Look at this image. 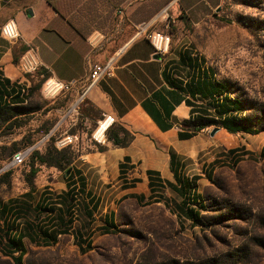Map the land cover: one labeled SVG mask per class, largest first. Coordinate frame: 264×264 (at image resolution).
Segmentation results:
<instances>
[{
  "label": "rangeland",
  "instance_id": "374dc122",
  "mask_svg": "<svg viewBox=\"0 0 264 264\" xmlns=\"http://www.w3.org/2000/svg\"><path fill=\"white\" fill-rule=\"evenodd\" d=\"M164 10L173 17H164L156 32H148L167 40L161 53L170 76L182 84L196 75L217 84L213 96L194 97L193 104L201 108L193 116L213 115L211 108L222 104L257 132L228 133L211 125L192 137L182 164L188 178L198 177V195L189 200L196 218L178 206L181 197L168 187L155 188L149 196L139 183L132 192L144 190L141 197L124 194L123 186L133 176L118 175L109 166L104 174L89 169L90 196L74 191L72 208L63 205L58 219L56 194L63 172L37 164L33 152L43 153L48 144L64 146L56 142L67 141L61 136L67 127L78 132L76 142L68 143L76 153L82 145L88 151L102 149L105 130L96 135L94 121L100 115L86 99L77 100L74 89L49 86L46 75L34 74L23 95L30 112L19 117L20 125L0 123V202H23L26 191L31 193L26 202L43 197L44 204L49 198L54 222L34 213L27 219L47 227L55 238L43 242L34 234L28 240L21 216L16 221L24 236L19 264H264V0H165L159 18ZM63 112L69 119L56 129ZM83 115L91 121L78 126ZM214 126L218 129L209 135ZM47 128L53 133L49 140ZM30 147L31 155L22 163L2 169L15 152ZM229 148L234 152L227 153ZM60 228L65 233H57ZM0 264H17L1 245Z\"/></svg>",
  "mask_w": 264,
  "mask_h": 264
},
{
  "label": "crops",
  "instance_id": "0c3cea01",
  "mask_svg": "<svg viewBox=\"0 0 264 264\" xmlns=\"http://www.w3.org/2000/svg\"><path fill=\"white\" fill-rule=\"evenodd\" d=\"M164 4L165 0H0V27L12 22L17 34L14 38L0 34V86L4 80L28 86L34 74H46L45 80L50 82L70 84L77 100L86 99L98 111L101 119L94 121L97 126L103 123L105 130L118 125L132 134L125 146L106 139L101 150L88 151L82 145L71 167L85 177L89 169L104 174L112 166L116 174L132 175L136 180L123 186L124 194L139 197L144 190L132 192L139 183L150 193L149 179L162 185L173 181L169 150L182 163L183 155L191 151L192 137L208 127L189 138L177 136L186 128L183 120L195 112L185 102L192 101L188 93L165 77L166 57L154 49L148 37V31L156 32L154 28L164 17L174 15L166 13L159 18ZM23 58H29L36 70L22 72L18 64ZM108 60L113 68L111 76L90 84L91 65L102 66ZM3 97L1 93L0 102H4ZM69 116L64 112L58 116L55 128L67 123ZM79 121L78 126L91 119L83 115ZM68 128L62 130V138L69 135L76 142L78 132L75 128L68 132ZM183 168L181 173L186 176ZM63 179L57 194L66 189L64 175ZM85 190L90 196L88 188Z\"/></svg>",
  "mask_w": 264,
  "mask_h": 264
},
{
  "label": "trees",
  "instance_id": "16d2710c",
  "mask_svg": "<svg viewBox=\"0 0 264 264\" xmlns=\"http://www.w3.org/2000/svg\"><path fill=\"white\" fill-rule=\"evenodd\" d=\"M165 77L168 79L170 83H172L179 90L185 91L188 93L189 97L192 101L185 100L186 103L191 105V112H195V114L199 113L195 109L201 108L200 106H195L193 104L194 97L196 95H214V91H216V82L212 80H208L205 76H194L190 77L188 82L182 84L180 81L172 78L167 71L166 63H165ZM46 74H43V77ZM42 77V78H43ZM21 86L17 82H9L8 80H4L3 84L0 86V96L1 93L4 94L3 101L0 102V123H8V125H20L21 122L19 117L25 115L30 112V110L25 106L24 103V91L21 92ZM27 89V88H26ZM25 89V90H26ZM211 102L217 101L210 99ZM222 101V99L220 98ZM213 111V115L206 113L204 116H196L193 115L189 117L187 120H183V124L186 128L182 132H178V138L184 139L191 137L196 131H198L202 127H207L211 125H219L221 128L225 129L230 133L236 132H245V133H256L258 128H254L247 124V121L242 116H236L234 114H230L231 109L222 104H217L215 107L211 108ZM208 111L209 108H206ZM115 126V129L112 127ZM109 126L105 129V139L110 141L113 145L117 146H125L127 145L131 139L132 134L127 132L124 128L118 125ZM51 131L47 128L44 134H48ZM53 133L51 132L46 139H51ZM101 148H98L100 150ZM235 148H230L227 150V153L234 152ZM29 152L27 158L31 155ZM169 169L172 173L173 181H164L163 184L159 182H152L150 179L147 183L149 188V196H152V192L155 191V188L159 187H168L172 191L176 192L180 197L179 207L184 206L186 214L193 218L197 217L196 212L189 207V200H193L197 197L196 184L195 180L198 178L197 176H193V178H188L181 173V169L183 164L177 158V155L169 150ZM77 153L68 145H64L61 148H56L53 144H48L43 153L37 152L35 150L32 154L34 161L41 165L51 166L63 172L65 176V185L66 189L56 195V199L58 200L57 204L59 207L55 210L57 211V218L60 219L63 212V205L65 207L72 208V202H74V191L79 194H83V196L87 197L89 195L86 189V181L84 175L78 168L71 167L73 159L76 157ZM69 168V170H68ZM33 172V171H32ZM148 173V172H147ZM136 181V180H132ZM31 193L29 191L22 193L21 199L23 202H19L16 199H8L6 203L0 202V245L5 248V252L7 255H10V258L13 262L19 264L20 257L24 253V248L22 246L21 237L22 234L18 230L16 219H19L21 216H24L23 219L26 220L27 224V235L31 240L35 235L43 239V242H53L55 238V234H52L47 227H43L42 225H37L30 223L31 221L27 219V215L34 213L37 217H46V222H54L53 218V206L51 203H47L49 198H46L43 202V197L40 201H36L35 203L32 200H28L26 202L27 197L31 198ZM88 201H91L90 208L94 207V200L91 197L88 198ZM11 202V203H10ZM46 204V205H45ZM66 204V205H65ZM87 205V202L84 204ZM48 215V216H44ZM194 215V216H192ZM35 218V216H34ZM16 222V223H15ZM45 222V221H44ZM67 224H70V220L67 221ZM53 226V225H52ZM51 226V227H52ZM65 233V228H60L57 233ZM33 233V234H32ZM87 245V243H86ZM17 253L16 255H14Z\"/></svg>",
  "mask_w": 264,
  "mask_h": 264
},
{
  "label": "built area",
  "instance_id": "2783aa9c",
  "mask_svg": "<svg viewBox=\"0 0 264 264\" xmlns=\"http://www.w3.org/2000/svg\"><path fill=\"white\" fill-rule=\"evenodd\" d=\"M162 13L166 14L165 10ZM0 34L2 36L7 37V38H14L17 35L14 24L12 22L4 23L0 27ZM148 37H149V40L151 41L154 49L157 52H161L164 49V47L166 46L167 40L162 35H159L157 33H150ZM18 66L22 70V72H24V73L34 71L37 68L36 65L34 63H32L29 58L21 59L19 64H18ZM112 70H113V68H112V65H111V60H108L102 66L101 65H97V64H92L90 69H89L90 84L95 82L96 80L100 79L103 76H111ZM17 83L21 86V88H20L21 92L25 91L27 86L22 85L19 82H17ZM45 83L47 85H49V86H53V87L57 86L58 88L64 87L65 89L70 86V84H60L58 82H50V80H45ZM51 132L52 131H49V133L46 134V138L48 137V135ZM65 139L67 140L66 141L67 143H70L72 141L71 140V136H69V135H66ZM56 143L59 146L63 145L61 140L57 141ZM29 152H30L29 148H24L22 150H19V151L15 152L10 157V159L4 164V166H3L4 169H7V168H9L11 166H15V165H18V164L22 163L27 158Z\"/></svg>",
  "mask_w": 264,
  "mask_h": 264
},
{
  "label": "bare ground",
  "instance_id": "6f19581e",
  "mask_svg": "<svg viewBox=\"0 0 264 264\" xmlns=\"http://www.w3.org/2000/svg\"><path fill=\"white\" fill-rule=\"evenodd\" d=\"M107 125V124H106ZM104 124L102 123L97 129H96V135H102L104 131Z\"/></svg>",
  "mask_w": 264,
  "mask_h": 264
},
{
  "label": "water",
  "instance_id": "95a60500",
  "mask_svg": "<svg viewBox=\"0 0 264 264\" xmlns=\"http://www.w3.org/2000/svg\"><path fill=\"white\" fill-rule=\"evenodd\" d=\"M217 129H218L217 126L212 127V128L210 129V131H209V135H213V133H214ZM29 149H31V147H30ZM3 168H4V167H2V169H3ZM68 170H69V168H68Z\"/></svg>",
  "mask_w": 264,
  "mask_h": 264
}]
</instances>
